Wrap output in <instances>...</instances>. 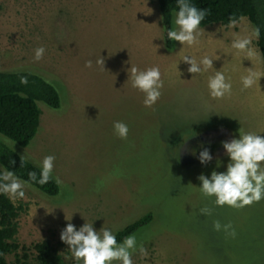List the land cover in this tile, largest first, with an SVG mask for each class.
Returning a JSON list of instances; mask_svg holds the SVG:
<instances>
[{"label": "rangeland", "instance_id": "374dc122", "mask_svg": "<svg viewBox=\"0 0 264 264\" xmlns=\"http://www.w3.org/2000/svg\"><path fill=\"white\" fill-rule=\"evenodd\" d=\"M159 21L156 0H0V70L38 73L62 100L58 109L38 102L39 127L28 145L7 139L40 166L54 155L52 177L60 180L55 196L26 186L23 199H11L25 209L17 218L19 248L5 254L8 263L21 246L33 257L32 244L49 239L67 264H82L60 240L67 223L115 233L150 211V222L132 234L134 264H264V199L242 209L220 207L202 195L197 178L226 171L222 141L241 132L264 136V76L247 89L241 83L249 71L264 73L254 27L246 17L210 23L200 26L198 44L173 41L166 51ZM244 37L251 56L231 46ZM40 46L45 53L35 61ZM184 55L208 56L213 67L193 75ZM101 58L104 68L96 63ZM133 66L161 71L162 95L151 108L132 87ZM216 71L232 85L222 99L209 94ZM116 121L128 126L127 139L115 134ZM204 148L213 156L207 164L198 159ZM214 221L231 223L235 236L214 230Z\"/></svg>", "mask_w": 264, "mask_h": 264}, {"label": "clouds", "instance_id": "9594fccd", "mask_svg": "<svg viewBox=\"0 0 264 264\" xmlns=\"http://www.w3.org/2000/svg\"><path fill=\"white\" fill-rule=\"evenodd\" d=\"M178 11L174 16V27L167 32L169 40L178 41L182 45L193 46L199 43V36L202 34L201 22L207 15V9H200L189 3L188 0H177ZM256 36H259V29H256ZM251 40L247 37L236 38L233 40L232 48L238 52H243L251 56ZM34 60L39 61L43 58L45 48L37 47L34 50ZM185 63L190 65L187 69L193 75L202 74L213 67V59L204 56L197 61L191 55L181 57ZM97 65L104 68L103 58L97 60ZM86 67H92V61L86 62ZM132 87L144 93L143 104L145 107H153L161 97L163 88L162 74L158 66L139 70L131 67ZM264 73L249 71L247 75L241 77L243 89L252 87ZM21 84H27V76L20 77ZM209 94L213 99H222L231 94L232 85L230 78L225 74L216 71L213 76L208 78ZM242 89V90H243ZM114 132L121 139H127L128 126L121 121L114 122ZM5 143L7 138L5 137ZM225 154L230 158L225 172L213 170L210 178L204 174L197 178L202 182L200 191L204 197H215L214 203L217 206L225 205L242 209L251 206L264 199V136L255 132L239 133V138H232L230 141H222ZM198 159L201 164L212 161L213 156L208 148H204ZM54 155H47L43 158L39 179L35 171L28 172V181L19 179L13 171L3 170L0 172V194L7 195L9 199H23L25 197L24 188L30 186V182L45 185L52 179L54 169ZM25 157H21V167L25 165ZM14 163V161H11ZM57 183L60 180L57 178ZM201 213L210 215L211 210L202 208ZM72 218V216H71ZM71 218H66L71 221ZM213 228L220 231L221 228L226 234L235 236V229L231 223L221 225L219 221H214ZM60 240L68 245L72 253V258L82 261V264H134L133 253L137 249L135 235L126 236L122 242H118L116 235L109 228L101 227L97 231L93 223L85 222L77 230L71 222L61 230ZM139 252L142 258H146L147 250L141 245Z\"/></svg>", "mask_w": 264, "mask_h": 264}, {"label": "trees", "instance_id": "16d2710c", "mask_svg": "<svg viewBox=\"0 0 264 264\" xmlns=\"http://www.w3.org/2000/svg\"><path fill=\"white\" fill-rule=\"evenodd\" d=\"M188 2L197 8L207 9V15L200 26L210 23L228 24L240 17H246L254 27L255 33L256 29H259L256 44L264 61V0H188ZM156 4L164 48L166 51H172L173 40L168 39L167 32L173 28L172 14L178 11L177 0H156ZM21 76H27L26 85L20 83ZM61 101L57 88L40 74L28 70H0V172L7 169L13 171L22 181H28V172L35 171L39 179L41 166L25 158V165L21 167L22 156L5 143L4 138L25 147L39 127V103L51 109H58ZM29 184L48 196H55L60 190L53 177L45 185L30 181ZM24 209L7 195L0 194V264H67L49 239L32 244L33 257H30L29 247L21 246L20 255H17L12 263L6 261L5 254L15 253L19 248L16 241L17 218ZM151 217L152 214L148 211L117 229L114 233L117 241L122 242L126 236L132 235L149 223Z\"/></svg>", "mask_w": 264, "mask_h": 264}]
</instances>
